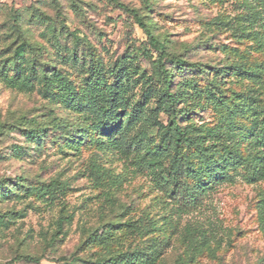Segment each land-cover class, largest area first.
Returning a JSON list of instances; mask_svg holds the SVG:
<instances>
[{
	"label": "rangeland",
	"instance_id": "1",
	"mask_svg": "<svg viewBox=\"0 0 264 264\" xmlns=\"http://www.w3.org/2000/svg\"><path fill=\"white\" fill-rule=\"evenodd\" d=\"M117 2L138 11L164 51ZM161 57L175 121L189 136L219 138L223 176L205 178L188 213L134 160L164 142L156 122L166 110L153 113ZM114 84L124 114L136 113L119 146L93 112ZM260 133L264 0H0V264H264V179L250 169ZM210 144L156 162L203 167L199 148Z\"/></svg>",
	"mask_w": 264,
	"mask_h": 264
},
{
	"label": "trees",
	"instance_id": "2",
	"mask_svg": "<svg viewBox=\"0 0 264 264\" xmlns=\"http://www.w3.org/2000/svg\"><path fill=\"white\" fill-rule=\"evenodd\" d=\"M117 5L134 16L136 21L148 35L150 43L158 46L159 49L164 51V44L160 42L157 37H155L152 30L143 21L137 10L130 8L124 3L117 2ZM157 62L162 68L165 83L159 93L157 107L156 110H153V113L156 115L159 111L166 110L167 120H165V122H156L159 129H165L163 132L164 142L156 151L153 152L146 151L145 154H142L140 150H138L134 156V160L138 164L143 163L145 165H149L151 172L154 174L152 181L155 183L156 188L159 191H165V193H168L176 200V210L178 213H188L190 212V207L198 201L199 195L204 191V186L207 185V183H205V178L210 176L211 179L220 181V178L223 176L220 172L221 166L216 168L217 162H213V157L215 153H217L215 145L219 142V138L217 135L211 136L210 138L199 135L193 137L189 136L186 133L187 129L181 127L175 121L177 114L175 102L178 99V95L171 91L172 73L166 68L162 57L158 59ZM173 63L179 68L189 65L187 60L180 57L174 58ZM30 75H33V71L30 72ZM120 90L121 87L118 84H114L108 88L107 96L97 94L93 99L94 117L99 121L98 123L102 125L101 130L105 133V135L109 136L110 140L118 146L119 143L122 144L123 140L126 141L125 139L129 135V130L136 119L135 112H131L129 116L124 114L125 107L120 106L122 103V97L121 94H119ZM154 115H152V117ZM118 133H120L119 138L117 137ZM259 135H261V144H257L256 142L253 145V149L258 150L260 154L256 156L250 164L252 172L251 180L264 179V133H260ZM208 139H214V144H210L208 148H205L204 150H202L201 147L199 148V155L203 163V167H196L194 162L190 159H187L185 164L182 166H178L176 161L177 157H173L169 168L161 170V167L156 162V160L159 161V159L163 156L171 155V150L173 148L175 150L178 149L182 144L186 146H199ZM258 147H262V149L259 150ZM140 149L143 148L140 147ZM224 157H226L227 160L234 162L240 160V157L232 151L226 152ZM148 159H153L154 161L147 164L146 160ZM189 180L194 182V185H191L192 183ZM261 208L264 210V199ZM132 224L133 223H130L129 225ZM60 225H62V222H60ZM117 260L118 256H113L111 258L112 263H116Z\"/></svg>",
	"mask_w": 264,
	"mask_h": 264
}]
</instances>
